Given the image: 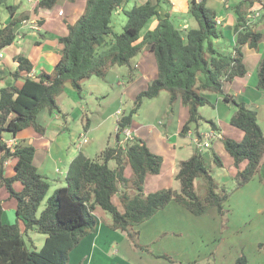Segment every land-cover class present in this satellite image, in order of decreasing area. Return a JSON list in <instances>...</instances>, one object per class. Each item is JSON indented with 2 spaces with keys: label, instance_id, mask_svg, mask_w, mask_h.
<instances>
[{
  "label": "trees",
  "instance_id": "obj_1",
  "mask_svg": "<svg viewBox=\"0 0 264 264\" xmlns=\"http://www.w3.org/2000/svg\"><path fill=\"white\" fill-rule=\"evenodd\" d=\"M58 1H33L30 7L32 12L38 13L39 8H52ZM125 1L86 0L77 19L65 21L67 33L57 38L60 58L50 72L42 70L31 75L30 59L21 53L13 55L17 67L11 75L22 77V83L0 88V187L4 188L8 198H15L17 221L4 223L1 220L3 209L0 201V264H68L70 252L97 223L93 214L95 207L111 214L110 228L120 231L137 248L145 250H149V245L139 241L136 226L170 201L195 215L215 207L220 217L225 218L227 210L224 204L231 191L219 186L210 174L201 151L196 149L191 156L178 162L174 174L178 189L163 188L145 193V178L148 174L159 173L162 157L151 152L145 141L135 136L126 141L124 147L117 141L113 146H106L95 158L79 151L68 165L65 185L53 190L44 208L36 215L50 182L34 163V145L20 141L8 146L2 140L3 133L16 135L22 129L32 127L44 134V123L61 112L56 98L63 91L65 82L80 96L83 80L92 74L104 77L113 64L129 66L130 60L140 52L153 53L157 74L145 89L136 94L133 107L117 118L115 139L123 128L129 127L142 99L153 98L163 89L169 94L170 104L177 99L186 107L181 135L190 126L198 127L201 119L198 108L209 103L204 92L218 93L225 102L236 105L229 123L242 131L240 140L221 136L223 147L236 167L233 176L236 188L254 178L264 184V133L258 124L257 111L248 108L244 101L231 98L223 90L224 81L231 82L246 73L243 46L257 49L262 37L261 32L244 24L246 12L258 0H238L230 8L235 16L232 30L236 38L233 50L227 52L214 46L213 40L221 36V30L214 21L217 12L206 5V0L189 2L187 14L195 21L194 26H175L168 12L160 14L157 6L165 0H145L123 10L126 21L122 31L115 32L110 18ZM5 5L11 19L0 27V50L15 40V25L27 18L26 14L13 17L16 5ZM153 16L157 17L156 24L142 35V29ZM109 35L108 47L96 54V47L106 42ZM257 75L258 87L263 86L264 57L259 62ZM208 121L216 129L215 123ZM197 136L201 137L199 133ZM212 155L215 165L221 167L220 157L215 153ZM7 159L14 161V172L9 176L4 174V161ZM111 160L115 161L114 167L109 165ZM244 161L246 163L241 168L240 163ZM124 162L131 168L129 178L123 175ZM197 178L203 181V193L197 192L194 182ZM14 182L21 184L19 190L14 188ZM114 195L118 197L119 205L113 202ZM18 221L22 222L23 230H20ZM32 228L45 234L38 250L29 249L23 238V233ZM258 246L264 252V242H259ZM151 253L170 258L165 253ZM233 264H248V257L241 252Z\"/></svg>",
  "mask_w": 264,
  "mask_h": 264
},
{
  "label": "rangeland",
  "instance_id": "obj_2",
  "mask_svg": "<svg viewBox=\"0 0 264 264\" xmlns=\"http://www.w3.org/2000/svg\"><path fill=\"white\" fill-rule=\"evenodd\" d=\"M32 1H0V19L5 16L9 17L5 4H14L17 7L16 10L19 12L22 11L23 14L27 15L24 22H21L19 25H15L17 38L21 40H24L27 33H31L35 37H40V35H42L43 38H45L46 35H49L47 31L40 33L38 30V27L43 21V17L39 16L38 13L36 14L32 12V8L30 7ZM61 1L63 2L64 0H60V2ZM133 4L134 0H129L127 3H123L122 5L125 10L129 9ZM207 4L220 14L218 11L222 8V5L213 6L209 0H207ZM29 8L30 11H27ZM226 9L227 8H225V10ZM62 10L63 9L60 7V10L58 11L59 15L63 13ZM80 10L81 9L79 8L77 11ZM185 17L190 22V25H196L195 21L187 13L185 14ZM125 21L126 15L123 10L119 9L114 11L110 18V24L113 31L121 32ZM218 28L220 30L224 28V22L222 25H218ZM17 38L13 41L15 45L18 44ZM110 39L111 36L109 35L106 38V42L96 47V54L108 47ZM219 40L220 41L218 43H214V46L218 49H222L224 52L229 51L230 45L228 38L226 36H220ZM134 64L135 58H133L132 61L130 60L129 66L118 64L111 65L106 70L104 77L92 74L89 78L80 83V96L72 89L68 82H65L64 89L58 98V105L61 112L59 113V119L55 120L57 124H60L63 127L62 132L56 137L58 138L55 142L58 146V151L66 148H68L69 151H76L74 142H77V140L79 141V135L81 132L84 133L83 125L86 122H90V126L94 130V132L91 130V132L86 134L88 135V138L90 136H95V141H90L92 144H96V146H113L116 143V120L133 107L135 99L126 96V94L130 93L128 89L127 92L124 91L128 85L129 79L136 73ZM258 82L259 78L257 70H255L251 63H248L245 76L238 78V84L244 83V87L242 86L238 88L236 84L224 81L223 90L224 93L228 94L236 101H241L240 99L245 101L246 98L249 101L245 102L248 108L255 109L257 111V105L260 107L261 114L259 115V119H257L258 124L264 133V116L262 115V113H264V85L258 87ZM141 83L142 82L132 85L134 88L142 87ZM129 85H131V83ZM204 94L208 98L209 103L198 108L201 119L199 120L198 127L196 128L198 129V133L202 135L203 140L205 139L203 134L211 128L208 120L218 122L220 119L225 120L228 124H230L229 118L237 108L235 104L221 100L222 97L220 94L217 95L218 93L206 91ZM168 96V92L163 89L153 98H143L140 106L133 114V124L142 126H147V124L160 125V123L157 124V122L165 115V111H167L172 104L168 102ZM216 99L218 100V103H216ZM78 108L81 110V113L78 111ZM115 109H119L120 113L115 114ZM40 122L44 123L41 120ZM9 136L10 133L6 132L5 137ZM195 136H197V134L193 132L191 138ZM216 137L217 136L215 135L210 140L211 147H207L202 150V155L214 180L220 187L222 186L226 190L231 191L229 198L224 204L227 210L225 218L222 219L220 217L215 207H211L212 209L209 208L206 212L200 215H195L184 208L185 214L182 215L179 220L183 230L181 233L178 232L176 234H170L171 236L169 237H165V234H168V230L166 233L164 232L165 234L161 233V229L164 226L159 223L160 220H163V217L158 215L155 218L156 221L152 223V229L149 228L145 230L144 227L142 230L143 233L141 241L139 239L142 244L146 241L149 245V250L137 248V246H135L130 239L124 237L126 242H119L117 246L114 243L106 249L108 255L111 256L114 248L117 247L119 249L118 255L123 258L126 264H233L236 256L243 252L248 257V264L263 263L264 252L258 246V243L264 242V184H262V193H258L257 197H254L253 193L255 187L259 186V183H261L260 181L255 185L252 183L257 181L248 183L246 187H243L242 191L240 188H236L233 178L228 175V171H231L232 169L228 162L225 160V164L222 162V166L218 167L213 161V153L217 154L221 159V155L217 152V146L220 142L222 143V140ZM215 141L217 144L213 147ZM191 142L194 145L193 140ZM192 144H189L190 149L192 148ZM94 149L95 146L93 145L91 150L92 152H90V147L89 145L87 146L86 151L92 158L97 156ZM245 163L246 162L244 161V165ZM225 173H227V176ZM47 177L50 182V186L46 196L38 207L36 215H39L41 210L44 208L46 199L49 195H51L53 190L59 187L60 183L62 185L65 184L64 175L62 174H56L55 179H52L50 174H48ZM58 177L61 180L60 182L57 181ZM197 180V192L201 193L202 190L204 191V189L201 190L203 181L201 178H198ZM0 192L3 193L5 190L2 188L0 189ZM11 200L16 202L15 198H11ZM8 203L9 201H5L4 206L7 207ZM97 212L101 221H105L106 219L111 221V214L108 211L98 207ZM8 214L9 213L3 215L1 220L4 223H15V221H17L15 212L11 211V215ZM18 223L20 230H23L22 222L18 221ZM152 225L146 226L151 227ZM136 229H138V227ZM23 238L29 249L38 250L43 244L45 234L32 228L28 229L26 233H23ZM126 247H129L132 250V259L141 255L140 253H142L143 256H141V259L134 258L133 260L123 257L122 253ZM150 251L154 254L165 253L169 255L170 258H157V256L153 257L154 255L150 256L152 255ZM148 254L149 256L145 257ZM94 262L102 264L99 263L101 262L99 258H97Z\"/></svg>",
  "mask_w": 264,
  "mask_h": 264
},
{
  "label": "crops",
  "instance_id": "obj_3",
  "mask_svg": "<svg viewBox=\"0 0 264 264\" xmlns=\"http://www.w3.org/2000/svg\"><path fill=\"white\" fill-rule=\"evenodd\" d=\"M33 1L37 2L38 0H33ZM128 1L129 0H126L124 3H127ZM144 1L145 0H134V4H139ZM150 1L155 2L156 0H150ZM237 1L238 0H234V1L209 0L211 5L213 6L222 5V8L218 11L220 14L216 13V17L221 18V25L224 22V28L221 29L222 31L221 36H226L228 38V42L230 45L229 51L233 50V46L235 44V38H236V34L232 30V26L235 21V16L232 10L231 9L229 10V8H231L232 5ZM259 1L263 2L264 4V0H258L255 1L252 7H256ZM85 2L86 0H74V1L64 0L63 2L62 1L60 2L59 0L58 3H56L52 8H39L38 15L43 17L42 18L43 21L41 25L38 27V30L40 31V33L41 32L44 33V31H47L49 35L48 36L46 35L45 38H43L42 35H40V37L39 36L35 37L31 33L30 34L27 33L26 37H24V40L18 39L16 36V38L18 39L17 45H15L14 42H12L10 45L0 50V52L2 53V56L0 57V88L12 84L19 86L22 83V77L14 78L11 75V72H13L17 67V62L13 59V55L15 54L21 53L30 59V61L32 62V70L30 73L31 75H36L42 70L46 72H50L53 69L54 64L60 58V54H59L60 44L57 42V38L67 33V26L65 24V21L67 20L69 22H74L83 11ZM189 2L190 0H165L164 2L160 3L157 6V10L159 11L160 14H164L165 12H168L169 18L171 19V21L175 26L184 27V28L187 26H194V25H190V22L185 17V14L188 12ZM206 5L208 6L207 0H206ZM60 7L61 9H63L62 10L63 13L61 15L58 14ZM79 8L81 10L77 11ZM225 8L227 9L225 10ZM119 9L124 10L123 5L119 7L117 10ZM27 11H30V8ZM19 15H23L22 11L21 12H19L18 10L14 11L13 17H17ZM10 19H11L10 15L9 17L5 16L2 19H0L1 26L7 24L10 21ZM21 21H19L17 24L19 25ZM156 22H157L156 16L150 18L141 31L142 35L146 30L152 28L156 24ZM252 27L254 30L261 32L262 37L258 43L257 49H252L248 45L243 46V63L246 69H247V64L251 63V65L255 68V70H257L259 66V62L264 56V18H262L261 16L258 20L254 22ZM219 41H220L219 38L213 40L214 43L215 42L218 43ZM133 58H135L134 67L136 68V73L129 79L128 85L130 83L131 85H129V87L127 85L124 90L125 92H127V89L129 90L130 93L126 94V96L131 97L132 99L135 98L136 94L139 91L146 88L148 83H150L151 80L157 74L155 59L152 52L149 51L140 52L138 55L134 56ZM244 76H241V78ZM238 78L240 77H235L230 83L236 84L238 88L242 86L244 87L243 85L244 83L238 84ZM140 82H142L141 83L142 87H136V88L133 87L132 84L135 85L136 83H140ZM59 96L60 94L56 98L57 103ZM221 100L223 99L221 98ZM240 100L244 101L243 99ZM244 102H249V101L245 98ZM216 103H218L217 99H216ZM256 108L258 114L257 118L259 119V115L261 114L260 107L257 105ZM78 111L81 113V110L79 108ZM262 115L264 116V113H262ZM185 118H186V107L183 104H181L179 100L176 99L170 105L169 109L165 111V115L157 122V124L160 123V125H154V124L153 125L147 124V126H142L137 124L134 125L133 121H131L129 128L132 132V135L135 137L142 138L151 152L158 154L162 157L159 173L148 174L145 178L144 181L145 193L154 192L156 190L163 188L178 189L179 184L177 180H175L174 178V174L177 171L178 162L180 160H184L188 158L194 153L195 147L191 142L194 137L191 138V136L193 132H195L196 134L198 133V129H196L194 126H190L184 135L180 134V128ZM58 119H59V113H56L54 114L53 118H51L49 121H46L44 123L45 124L44 134H40L36 132L32 127H27L19 131L16 135L10 134L9 137H5V133H3L2 140L6 142L8 146L17 144L20 141L31 143L32 145H34L36 149L34 163L36 164L38 171L44 174L46 177L48 176V174H50V176H52V179L56 178L55 177L56 174L58 175L62 174L64 175V181H65V174L68 165L72 160V158L79 151H82L86 156L91 157L90 155H88L86 151L88 145L90 147V152H92L91 150L93 148V145L95 146L94 151L96 155H98L106 146L105 145L96 146V144H92L90 142V141L92 142L95 141V136L94 137L90 136L88 138V135H86L88 132H91V130H93V128L90 126V122H87L86 127H84L83 125L84 133L87 136L86 142L82 144H79L78 141L74 142L76 151H72V150L69 151L68 148L63 150L60 149L58 151V146L55 143L58 139L56 137L63 130L62 125L57 124L55 121ZM214 123L216 125V129L211 127L210 130H214L216 132L217 134L216 138L221 139V136H228L235 140L241 139L242 131L238 128L233 127L231 124H228L225 120L219 119L218 122H214ZM189 144L190 145L192 144L191 149L189 148L190 147ZM216 144L217 143L215 141L213 147ZM209 147H211V144ZM217 152L219 155H221V161L225 164V160H226L228 164L231 166L232 169L231 171H228V175L229 177L233 178L236 172V167L233 165V160L231 156L226 152L221 142L217 146ZM13 162L14 161L12 159H7L6 161H4V174L6 176L13 174L14 172L12 168ZM109 165L111 167H114L115 161L113 160L109 161ZM243 166H244V162L240 163V167L242 168ZM131 173L132 172L130 165L124 162L123 175L126 178H129L131 176ZM225 174L227 176V173ZM197 179H195L194 181L195 185L198 182ZM57 181L58 182L61 181L59 177L57 178ZM253 181H257L252 183L253 185L259 183V181L256 178L252 179L248 183H251ZM248 183L242 186L240 190L242 191L243 187H246ZM13 186L16 190H19L21 188V184L18 182H14ZM59 186H62V184L60 183ZM2 188L3 187H0V189ZM262 191H263V185L262 183H259V186H256L254 189L253 196L257 197L258 193L261 194ZM1 193L2 192H0V201L3 209L2 216L5 215L6 213L10 214L11 211L15 212L16 202H13L11 198H8L6 191L2 193L3 196ZM112 200L116 205L120 204L118 197L116 195L112 197ZM5 201H9L7 207L4 206ZM97 211H98V207H95L93 214L97 218V223L94 229L90 231L85 237H83L79 242V244L70 252L68 264H85V263L94 264L96 263L94 261L97 258L101 260V262L99 263L102 264H126L123 258H121L118 255L119 249L117 247L114 248V251L111 254V256L108 255V253L106 252V249L112 246L114 243L117 246L119 242L122 243L126 242V239L124 238L125 237L124 234L118 230H114L110 228L109 224L111 221L109 219H106L105 221H101L99 219V214ZM184 211L185 210L182 205L176 203L175 201H170L164 208L158 210L149 219L143 221L142 223L136 226V228L138 227L139 229L140 241L142 238L143 228L145 227V230L149 228L152 229L153 227L152 223L156 221L155 218L158 215L163 217V220H160L159 223L160 225L164 226L161 229V233L165 234L168 230V234H165V237L171 236L170 234H176L178 232L181 233L183 228L179 220L181 216L185 214ZM146 225L147 226L152 225V226L147 227ZM143 244H147L146 241ZM131 254H133L132 250L129 247H126V249H124L122 253V256L127 259H132ZM140 254L141 255H138L137 257L134 258L141 259V256H143V254L142 253ZM148 256L149 254L146 255L145 257Z\"/></svg>",
  "mask_w": 264,
  "mask_h": 264
},
{
  "label": "built area",
  "instance_id": "obj_4",
  "mask_svg": "<svg viewBox=\"0 0 264 264\" xmlns=\"http://www.w3.org/2000/svg\"><path fill=\"white\" fill-rule=\"evenodd\" d=\"M263 11H264V4L263 2L259 1L257 3V6L256 7H251L245 14V26H252L254 24V22L256 20H258L262 14H263ZM25 20H22L21 22H24ZM214 21L216 23V25H220L221 24V18L219 17H214ZM242 28V27H241ZM2 56V53L0 52V57ZM120 113V110L117 109L115 110V114H118ZM118 130V125L116 123V128H115V134ZM217 136L216 132L214 130H209L207 132H205L203 134V136L205 137V139L203 140L202 139V135L201 137L199 136H195L192 140H193V143H194V147L196 150L198 151H202L204 148H207L210 146V140L214 137V136ZM118 138H116V141L117 143L124 147V144L126 141L132 139L134 136L132 135V132L130 130V128L128 127H125L123 128L120 133H118ZM87 140V136L85 135V133H81L79 135V144H82L84 142H86Z\"/></svg>",
  "mask_w": 264,
  "mask_h": 264
}]
</instances>
